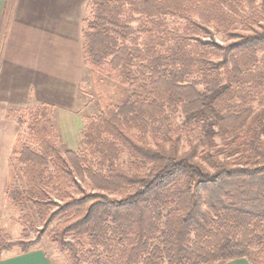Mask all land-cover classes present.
Segmentation results:
<instances>
[{
	"label": "trees",
	"instance_id": "1",
	"mask_svg": "<svg viewBox=\"0 0 264 264\" xmlns=\"http://www.w3.org/2000/svg\"><path fill=\"white\" fill-rule=\"evenodd\" d=\"M82 39L128 96L77 149L53 104L9 108L22 234L0 225V260L46 236L70 264H264V0H90Z\"/></svg>",
	"mask_w": 264,
	"mask_h": 264
},
{
	"label": "crops",
	"instance_id": "2",
	"mask_svg": "<svg viewBox=\"0 0 264 264\" xmlns=\"http://www.w3.org/2000/svg\"><path fill=\"white\" fill-rule=\"evenodd\" d=\"M89 1L0 0V213L7 204L9 160L20 131L16 119L8 115L9 108L47 102L55 106L57 115L84 121L77 108L87 71L82 28ZM68 140L76 141L71 134ZM0 264L54 262L34 249L5 253Z\"/></svg>",
	"mask_w": 264,
	"mask_h": 264
},
{
	"label": "rangeland",
	"instance_id": "3",
	"mask_svg": "<svg viewBox=\"0 0 264 264\" xmlns=\"http://www.w3.org/2000/svg\"><path fill=\"white\" fill-rule=\"evenodd\" d=\"M128 96V88L119 83L110 80H97L94 79L89 70L86 71L81 84V91L79 94L78 102V115L84 119V116H89L98 112L102 106L107 103H120L123 102ZM73 115V113H72ZM55 123L60 131V136L64 145L68 148L74 145V148L80 146V133L84 121L81 123V119L75 117L72 120L71 115H57L54 111ZM81 124V125H80ZM63 130H66V137H63ZM79 135V139L78 135ZM69 132V133H67ZM75 138L73 142L68 140ZM77 135V137H76ZM67 138V139H66ZM69 142H72L69 146ZM79 142V145H78ZM77 146V147H76ZM18 213L14 207L10 204L2 209L0 213V225L11 235L12 238H18L22 234L21 226L16 222ZM34 236V234L32 235ZM42 251L48 256L54 264H70L67 256L64 253L59 252L54 245L50 244L46 236H43L41 242ZM11 251H6L9 253ZM226 264H248L246 260H237L228 262Z\"/></svg>",
	"mask_w": 264,
	"mask_h": 264
}]
</instances>
